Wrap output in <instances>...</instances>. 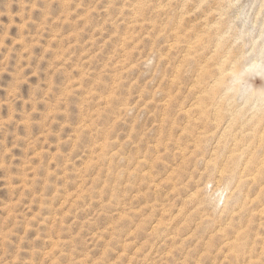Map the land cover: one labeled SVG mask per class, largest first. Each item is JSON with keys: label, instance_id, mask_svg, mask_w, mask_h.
<instances>
[{"label": "rangeland", "instance_id": "obj_1", "mask_svg": "<svg viewBox=\"0 0 264 264\" xmlns=\"http://www.w3.org/2000/svg\"><path fill=\"white\" fill-rule=\"evenodd\" d=\"M0 264H264V0H0Z\"/></svg>", "mask_w": 264, "mask_h": 264}, {"label": "bare ground", "instance_id": "obj_2", "mask_svg": "<svg viewBox=\"0 0 264 264\" xmlns=\"http://www.w3.org/2000/svg\"><path fill=\"white\" fill-rule=\"evenodd\" d=\"M259 64V63H258ZM231 71V70H230ZM233 72V71H232ZM236 82V81H235ZM221 173V172H220ZM256 174V172L253 174V175H255ZM221 175V174H220ZM252 177V176H251ZM253 178V177H252ZM242 179V178H241ZM254 180V179H253Z\"/></svg>", "mask_w": 264, "mask_h": 264}]
</instances>
